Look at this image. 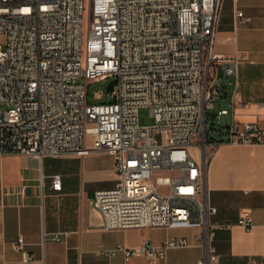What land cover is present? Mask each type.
<instances>
[{"label":"built area","instance_id":"2783aa9c","mask_svg":"<svg viewBox=\"0 0 264 264\" xmlns=\"http://www.w3.org/2000/svg\"><path fill=\"white\" fill-rule=\"evenodd\" d=\"M221 1L0 0V157L107 152L117 181L94 198L105 229L198 225L206 254L197 264H226L211 241L233 223L212 221L218 209L209 201L207 163L222 142L264 145V129L236 118L244 57L215 54ZM109 77V91L94 95L109 101L90 103L88 85ZM141 108L150 109L153 125H140ZM50 187L62 191L61 175ZM237 224L254 225L247 212ZM190 245L174 237L99 252L158 264L167 249ZM13 248L30 259L23 236Z\"/></svg>","mask_w":264,"mask_h":264},{"label":"crops","instance_id":"0c3cea01","mask_svg":"<svg viewBox=\"0 0 264 264\" xmlns=\"http://www.w3.org/2000/svg\"><path fill=\"white\" fill-rule=\"evenodd\" d=\"M237 10L243 18H237ZM214 51L224 58L244 57L243 104L236 118L264 129V0L221 1ZM55 174L62 177V191L50 187ZM116 181L115 158L107 152L42 160L21 154L0 157V264H150L143 256L127 261L120 251L103 255L99 250L119 244L134 248L147 240L162 245L174 237L187 238L191 245L167 249L158 264H197L205 256L196 242L202 232L198 225L105 229L94 198ZM206 182L210 204L218 209L212 221L233 223L231 229H218L211 241L220 261L239 264L255 258L264 264V145L218 144L207 163ZM244 212L253 220L251 230L237 224ZM65 231L69 236L61 241L47 238ZM19 236L28 260L13 248Z\"/></svg>","mask_w":264,"mask_h":264},{"label":"rangeland","instance_id":"374dc122","mask_svg":"<svg viewBox=\"0 0 264 264\" xmlns=\"http://www.w3.org/2000/svg\"><path fill=\"white\" fill-rule=\"evenodd\" d=\"M241 80V77H240ZM115 78L114 77H109V78H104L96 81H92L88 85V101L90 103H97V102H106L109 101L108 97H105L102 101H96L94 100V95L98 91H103L104 93H107L112 85L114 83ZM241 87H242V80H241ZM224 108L228 109L231 111V106L230 104H224ZM223 123H226L228 121L227 117H224L222 119ZM139 122L141 126H150L155 123V119L153 114L151 113L149 108H141L139 111ZM208 126H210V122L208 123ZM48 159H53V158H48ZM55 159V158H54Z\"/></svg>","mask_w":264,"mask_h":264}]
</instances>
